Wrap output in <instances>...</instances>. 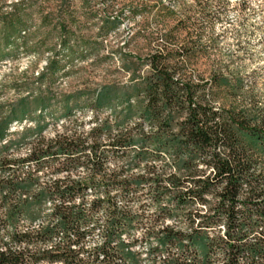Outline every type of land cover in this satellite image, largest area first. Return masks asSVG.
I'll list each match as a JSON object with an SVG mask.
<instances>
[{
    "label": "trees",
    "instance_id": "trees-1",
    "mask_svg": "<svg viewBox=\"0 0 264 264\" xmlns=\"http://www.w3.org/2000/svg\"><path fill=\"white\" fill-rule=\"evenodd\" d=\"M34 2L17 0L0 12V60L36 46L26 11ZM194 5L158 33L143 59L135 57L128 83L98 89L92 107L107 115L87 136L67 126L77 124L63 101L55 118L61 131L45 138L41 94L20 97L0 116V264H264V112L257 103L216 104L219 90L247 101L241 76L188 71L202 36L222 20ZM257 8L264 31V0ZM26 119L34 128L7 140L9 125ZM21 146L28 152L14 155ZM115 159L144 170H110ZM78 169L85 177L73 178ZM95 228L100 243L86 247Z\"/></svg>",
    "mask_w": 264,
    "mask_h": 264
},
{
    "label": "rangeland",
    "instance_id": "rangeland-1",
    "mask_svg": "<svg viewBox=\"0 0 264 264\" xmlns=\"http://www.w3.org/2000/svg\"><path fill=\"white\" fill-rule=\"evenodd\" d=\"M195 1L210 6L211 10L221 14L222 20L213 24V33L208 27L199 43L200 52L188 71L207 75L209 70L221 69L226 74L241 76L246 86L243 91L248 94L247 101L243 104L242 101L235 102L236 97L219 90L216 104L248 106L257 103L264 112V31L257 8L261 0ZM15 2L17 0H0V12H9ZM196 2L35 0L26 11L31 18L28 25L35 33L31 39L36 46L29 50L19 48L8 58L0 60V116L6 115L20 97L41 94L48 98L42 120L48 124L42 132L45 138H52L55 132L61 131L55 118L62 112L63 101L72 106L69 119L77 124L69 122L67 126H74L87 136L89 128L107 115L106 111L98 112L92 107L98 89L104 84L128 83L131 70L138 65L135 57L143 59L160 42L158 33L171 30L178 18H182L185 7L191 6L192 11ZM43 16H48L50 23L42 21ZM62 25L65 26L62 32L69 42L67 50L62 49L60 43L59 26ZM175 32L180 43L186 37V31L181 28ZM51 61L55 62V68L47 70ZM142 67L136 70L137 73ZM41 74L43 77L39 79ZM65 120L68 122V118ZM22 127L33 129L34 124L29 119L12 122L7 140H18ZM12 150L16 156L28 152L23 146L12 147ZM122 162V159L109 160L108 168L123 167L124 175L141 174L144 170L143 165L127 170ZM74 174L77 175L73 178L85 177L86 171L78 169ZM94 180L98 182V177ZM93 197L89 191L86 200ZM151 212V209L147 210L148 214ZM136 233L139 234V230ZM100 240L101 232L95 228L84 243L86 247H93Z\"/></svg>",
    "mask_w": 264,
    "mask_h": 264
}]
</instances>
